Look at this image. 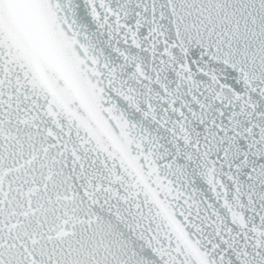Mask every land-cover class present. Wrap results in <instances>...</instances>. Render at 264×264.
Instances as JSON below:
<instances>
[{
    "label": "snow or ice",
    "instance_id": "1",
    "mask_svg": "<svg viewBox=\"0 0 264 264\" xmlns=\"http://www.w3.org/2000/svg\"><path fill=\"white\" fill-rule=\"evenodd\" d=\"M0 264H264V0H0Z\"/></svg>",
    "mask_w": 264,
    "mask_h": 264
}]
</instances>
